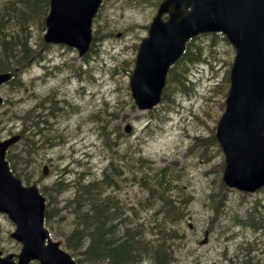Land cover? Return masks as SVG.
<instances>
[{"label": "rangeland", "instance_id": "obj_1", "mask_svg": "<svg viewBox=\"0 0 264 264\" xmlns=\"http://www.w3.org/2000/svg\"><path fill=\"white\" fill-rule=\"evenodd\" d=\"M123 1L126 0H104L102 15L106 14L109 21L102 19L99 27L96 22L93 23L92 35L98 29L97 39L86 59H80L73 47L52 44L46 48L43 61L32 58L25 68L24 76L28 78L26 87L14 89L7 84L0 87L4 100L15 101L14 104L5 101L0 106V138L18 132V110L30 107L35 102L33 98L41 102L44 95L54 93L58 98L56 104L46 99L45 103L49 105L41 108L47 112L55 129L51 134L53 141L38 151L40 168L44 163L48 165V174L42 175L40 184L49 185L57 175L63 174L69 179L75 176L77 170L98 171L104 166L107 150L102 145L98 125L108 119L107 127L119 132V146L137 143L142 153L157 165L174 160L185 171L183 191L190 193L192 199L181 224L183 232L178 231L183 233V237L173 252L175 257L170 264H244V259L251 263L253 261V264H264V246L261 248L264 237L260 235L264 228L256 229L258 240H255V234L249 228L245 229L246 238L251 240L248 254L252 259L245 255V238L238 233L242 226L234 229L225 227V223L230 224L225 216L219 221L220 224L213 222L210 229L207 228L210 214V206L205 202L207 192L219 182L218 163L223 159L219 146L208 139L212 137L222 111L223 86L217 85L223 82L222 78L229 68L233 55L230 44L221 36H216L211 40V45H216L219 52L208 49L204 53L206 58L212 60L211 63L197 61L189 64L190 75L197 83L195 91L190 94L185 90L176 91L171 94L174 101L169 106L160 102L150 112L140 110L134 105L128 87V76L136 52L133 43L139 42L141 36L146 34L147 23L156 6L146 0L137 5L133 4L135 0L121 4ZM108 4L112 5L107 7ZM78 64L80 66L76 67ZM114 108L119 109L120 116L110 118L108 112ZM124 113L126 117H123ZM57 116L60 117L57 119ZM126 123L131 124L130 131H125ZM194 135L207 141L205 160L196 155V146H191ZM78 163L82 167H77ZM64 167L67 172L62 171ZM36 174L39 173L35 172L29 181H33ZM71 190L65 189L57 195V199L68 197ZM114 193L123 201V205L137 204L138 219L146 223L149 219L151 223L153 209L146 210L137 203V199L146 196L141 187L128 180ZM230 193L236 194L235 191ZM63 211L66 212L65 217L70 219L69 212ZM55 217H58V211ZM61 223L67 226L66 221ZM12 229L11 220L0 213V247L5 252H17L19 249V244L9 236ZM205 230L206 241L202 242ZM255 247L258 249L252 250Z\"/></svg>", "mask_w": 264, "mask_h": 264}, {"label": "trees", "instance_id": "obj_2", "mask_svg": "<svg viewBox=\"0 0 264 264\" xmlns=\"http://www.w3.org/2000/svg\"><path fill=\"white\" fill-rule=\"evenodd\" d=\"M143 1L145 0H135L133 4L137 5ZM146 2H152L156 6L159 0H146ZM127 3L130 1L126 0L121 4ZM102 6L94 20L98 27L102 24V19L109 21L106 14L102 15ZM47 10L48 0H0V52H2L0 53V71L12 72L7 82L11 88L26 87L27 80L22 78L21 72L25 70L32 58H41L45 49L49 47V44L42 40ZM97 32L98 29L94 31L86 56L94 47ZM216 36L224 39L220 33L214 32L198 34L186 42L181 56L169 68L161 97L162 105L169 106L174 101L171 94H175L176 91L185 90L189 94L193 91L192 82L188 78L189 64L197 61L211 63L212 60L206 58L204 53L208 49L219 52L216 45H211V40ZM133 46L136 47V42ZM79 66V64L76 65V67ZM222 80L225 87L227 73ZM46 99H49L47 100L49 103L57 102L54 93H47L43 96L40 107L31 105V108L16 112L19 113L20 119L18 128L20 140L13 145L14 149L8 150L7 159L12 171L26 182L30 180V176H34L35 172L39 174H36L37 177L33 178V181H40L41 160L37 156L38 151L53 141L51 134L55 129L54 123L49 121L47 112L41 110L49 105L45 103ZM108 113L110 118H113L119 117L121 112L114 108ZM22 115H24L23 119ZM59 117L57 116V119ZM123 117H126L125 113ZM107 125L108 119L98 125L102 145L107 150L104 166L98 171H77L75 176L69 179L68 176L61 174L49 185L45 183L40 185L48 200V206L44 211V223L55 235L61 236L63 244L70 251L79 256L77 258L79 264H142L145 259L151 260L149 264H170L175 257L173 252L183 237V233L178 231L183 232L181 224L187 213V205L191 201V194L183 191L185 171L174 160L157 165L154 160L142 153L137 143L119 146L117 141L119 132L114 128L109 129ZM193 140L191 146H196L194 148L196 155L205 160L207 141L199 138L198 135H194ZM208 140L215 144L214 135ZM218 166L221 170L223 162L221 161ZM62 171L67 172L65 167ZM128 180L145 191L146 196L137 199V203L146 210L153 209L150 216L151 223L149 219L147 223L138 219L137 204L126 206L124 203L123 205L121 203L123 201L114 193L116 189L121 188L124 181ZM218 184L223 187L220 179ZM67 188L72 189L71 194L63 200L57 199V195ZM222 200L221 191L214 190L207 197V203L213 208L211 217H216L217 222L221 220L220 217L223 218L227 214L224 203L221 204ZM62 209L69 212L70 219L65 217L66 212H61ZM249 213L252 215L242 218V225L255 227L264 219L263 208H254L252 211L249 209ZM63 221L67 222L66 227L61 223ZM246 253L245 255L251 257L248 251ZM244 264H253V261L251 263L244 259Z\"/></svg>", "mask_w": 264, "mask_h": 264}, {"label": "water", "instance_id": "obj_3", "mask_svg": "<svg viewBox=\"0 0 264 264\" xmlns=\"http://www.w3.org/2000/svg\"><path fill=\"white\" fill-rule=\"evenodd\" d=\"M100 1L50 0L44 40L64 42L83 54ZM206 31L223 32L235 47L225 108L215 129L224 152L222 179L228 186L254 190L264 184V0H161L137 48L129 75L131 96L139 109L155 106L186 40ZM10 75L0 72V84ZM18 137L0 139V212L14 222L11 235L22 247L17 263L7 254L0 264H28L32 257L41 264H76L43 225L45 198L37 185L23 184L9 168L5 151ZM42 172L47 173L46 165Z\"/></svg>", "mask_w": 264, "mask_h": 264}, {"label": "bare ground", "instance_id": "obj_4", "mask_svg": "<svg viewBox=\"0 0 264 264\" xmlns=\"http://www.w3.org/2000/svg\"><path fill=\"white\" fill-rule=\"evenodd\" d=\"M5 41H6V40H5ZM26 45H27V44H26ZM0 53H2V52H0ZM6 54H7V53H6ZM39 56H40V55H39ZM41 57H42V56H41ZM1 59H3V58H1ZM6 59H7V58H6ZM16 59H17V58H16ZM35 59H36V58H35ZM7 61H8V60H7ZM21 61H22V60H21ZM12 64H13V63H12ZM30 66H31V65H30ZM12 68H13V67H12ZM182 69H183V68H182ZM19 74H20V73H19ZM181 74H182V73H181ZM16 76H17V75H16ZM20 77H21V76H20ZM17 79H18V78H17ZM196 79H197V78H196ZM18 80H20V79H18ZM20 81H22V80H20ZM16 82H17V81H16ZM34 83H35V82H34ZM10 86H11V85H10ZM13 86H14V85H13ZM33 87H34V86H33ZM32 89H33V88H32ZM36 91H37V90H36ZM34 93H35V92H34ZM60 94H61V93H60ZM69 101H70V100H69ZM31 107H32V106H31ZM31 107H30V108H31ZM36 108H37V107H36ZM34 111H35V110H34ZM27 112H28V111H27ZM38 113H39V112H38ZM25 114H26V113H25ZM35 114H36V113H34V115H35ZM40 114H41V113H40ZM17 115H18V114H17ZM63 115H64V114H63ZM20 116H21V115H20ZM23 116H24V115H22V119H23ZM42 118H44V117H42ZM31 119H32V118H31ZM44 119H46V118H44ZM44 119H43V120H44ZM24 120H25V119H24ZM24 120H23V121H24ZM46 121H47V119H46ZM27 122H28V121H27ZM29 123H30V122H29ZM33 123H34V122H33ZM34 124H35V123H34ZM30 125H31V124H30ZM37 125H38V124H37ZM32 126H33V125H32ZM41 128H42V127H41ZM45 129H46V128H45ZM45 129H43V130H45ZM39 130H40V128H39ZM46 130H47V129H46ZM36 131H37V130H36ZM37 134H38V133H37ZM41 141H42V140H41ZM49 144H50V143H49ZM53 161H54V160H53ZM77 165L79 166V163H78ZM78 166H77V167H78ZM81 167H82V166H81ZM77 171H78V170H77ZM90 173H91V172H90ZM88 174H89V173H88ZM62 175H63V174H62ZM57 176H58V175H57ZM93 176H94V175H93ZM58 179H59V178H58ZM58 179H57V180H58ZM83 179H84V178H83ZM102 190H103V189H102ZM77 193H78V192H77ZM106 197H107V196H106ZM77 198H78V197H77ZM91 198H92V197H91ZM230 200H231V199H230ZM87 201H88V200H87ZM103 203H104V202H103ZM84 205H85V204H84ZM93 205H94V204H93ZM90 206H91V205H90ZM54 207H55V206H54ZM71 207H72V206H71ZM76 207H77V206H76ZM72 208H74V207H72ZM82 208H83V207H82ZM83 209H84V208H83ZM91 209H92V208H91ZM77 210H78V208H77ZM86 210H87V209H86ZM80 211H82V210H80ZM70 212H71V211H70ZM83 212H84V211H83ZM76 213H77V212H76ZM76 213H75V214H76ZM73 214H74V213H73ZM77 214H78V213H77ZM86 214H87V213H86ZM92 214H93V213H92ZM78 215H80V214H78ZM73 216H74V215H73ZM92 216H93V215H92ZM77 219H78V218H77ZM79 219H80V218H79ZM252 224H253V223H252ZM127 227H129V226H127ZM127 227H126V230L128 229ZM76 232H77V231H76ZM127 236H128V235H127ZM126 238H127V237H126ZM130 238H131V236H130ZM128 239H129V238H128ZM72 240H73V239H72ZM101 242H103V241H101ZM98 243H99V242H98ZM102 244H103V243H102ZM123 245H124V244H123ZM121 246H122V245H121ZM96 247H97V246H96ZM98 247H99V246H98ZM103 247H104V246H103ZM111 247H112V246H111ZM89 248H90V247H89ZM93 249H95V248H93ZM102 249H104V248H102ZM102 249H101V250H102ZM82 250H83V247H82ZM99 250H100V249H99ZM95 251H96V250H95ZM102 251H104V250H102ZM155 254H156V253H155ZM162 255H163V254H162ZM156 256L158 257V255H156ZM78 257H79V256H78ZM157 257H156V258H157ZM163 257H164V255H163ZM109 258H110V257H109ZM150 261H151V260H150ZM103 262H104V261H103ZM107 262H109V261H107ZM110 262H112V261H110ZM83 263H85V262H83ZM113 263H114V262H113ZM93 264H94V263H93ZM101 264H102V263H101ZM105 264H106V263H105ZM108 264H109V263H108Z\"/></svg>", "mask_w": 264, "mask_h": 264}]
</instances>
